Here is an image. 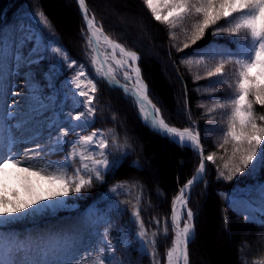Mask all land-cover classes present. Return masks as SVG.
Returning <instances> with one entry per match:
<instances>
[{
    "label": "snow or ice",
    "instance_id": "6c2138e0",
    "mask_svg": "<svg viewBox=\"0 0 264 264\" xmlns=\"http://www.w3.org/2000/svg\"><path fill=\"white\" fill-rule=\"evenodd\" d=\"M77 3L86 25L81 29L84 50L94 76L89 75L85 64H77L76 60L70 59L62 47L51 49L60 58V71L74 70L67 82L75 107L67 113V123L63 126L58 120L52 121L48 144L39 142L42 137H34L32 146L25 147L21 153L14 150V137L0 139V230L22 218L62 207L64 197L91 189L96 182L105 180L109 169L117 167L120 156H114L109 149L115 147L120 153L124 146L114 130L93 128L87 135L77 132L95 122L96 94L99 91L97 80H101L111 87L121 88L126 96L131 95L147 126L181 146H191L199 154L195 173L172 197L171 214L163 219L162 229L161 220L156 217L152 218L157 225L156 230L150 233L145 227L140 207L142 190L134 198V203L132 200L120 202L131 205V221L137 227L138 252L152 257L153 264H159L157 238L160 235L167 238L170 226L171 245L164 254L165 264H190L188 245L194 235V213L188 207L189 191L202 178L206 161L215 163L216 155L210 153L205 157L197 129H181L165 121L161 110L149 98L147 86L141 78L138 54L104 32L86 0H77ZM143 4L155 21L168 27L171 40H176L174 30L181 28L185 34L182 47L175 43L172 45L177 52L196 45L209 31L213 36L225 33L233 37L243 36V39L235 41V51L208 48L200 50L195 60L188 56L181 63L204 65L207 69L205 77H215L216 83H222L231 90L229 97L207 108L208 113L227 110L226 129L218 146L227 151L226 146L231 145V156L223 166L228 169L227 174L218 169V177L232 181L238 174L254 170L258 162L264 166V115L257 117L254 108L256 105L264 106V0H143ZM34 15L40 25L51 32V22L44 12L36 11ZM25 39L21 37L22 41ZM8 47V42L0 37V88H3L5 79L3 64ZM12 49L17 67L39 62L38 50H35L37 59L33 60L20 53L15 41ZM208 63H212L213 67L208 68ZM228 66L232 68L231 77H226ZM56 67L54 63L53 70ZM7 74L12 75V72ZM194 79L201 77L197 75ZM121 80L124 82L121 83ZM205 91L212 95L215 90ZM18 94L12 93L13 96ZM40 106L44 107L43 102ZM52 131H56L55 136ZM70 133L76 134L74 140L68 139ZM65 150L62 160L45 159L52 153ZM135 187V183L117 182L109 188V192L119 194L121 190L127 192ZM251 219V216L245 217L246 221ZM260 224L264 226V212ZM101 225H107L103 231H100ZM109 228V219L99 216L95 220H85L75 229L57 233L56 243L51 242V236L21 240L20 237L4 234L0 236V264H124V260L116 256L117 246ZM90 233L96 240L92 242L94 246L86 248L85 245L90 243ZM81 249H84L83 254ZM253 264H264V260L253 261Z\"/></svg>",
    "mask_w": 264,
    "mask_h": 264
},
{
    "label": "trees",
    "instance_id": "16d2710c",
    "mask_svg": "<svg viewBox=\"0 0 264 264\" xmlns=\"http://www.w3.org/2000/svg\"><path fill=\"white\" fill-rule=\"evenodd\" d=\"M87 1L96 19L113 38L139 54L142 77L169 122L180 128L195 126L200 132L205 156L209 151L216 155L212 143L207 139L205 127L209 125L211 118L222 116V127L218 130V141L222 142L227 110H222L223 114L217 110L210 115L205 114L206 110L198 104L201 99L199 88H203V81L194 79L199 75L201 65H198L199 71L193 74L181 63L187 55L193 54L211 40V32L209 31L196 45L177 52L176 47L172 46L173 40L171 42L169 39L168 27L155 21L140 0H122L123 5L119 0ZM4 9L6 19H26L41 33L45 41H57L70 57L88 65L84 50L85 41L81 33L83 27L75 0H0V16ZM36 11H43L48 17L52 26L51 32L40 25L34 15ZM126 15L133 16L137 26L136 29L131 28L130 33L126 31L128 27L125 30L121 25L127 18ZM1 28L0 19V30ZM138 31L142 36H147L155 44L162 46L160 53L171 69L172 80L165 74L164 65L158 58L147 55L145 45L148 43L137 39ZM181 40L183 39H176L173 43L182 47ZM28 48L29 45L22 49L23 56ZM54 63L56 64L55 56L46 50L38 63L24 64L18 69L22 77L36 78L43 83L45 94L57 93L59 102L63 93L62 84L73 70L60 71L58 67L53 70ZM48 83H51V87ZM205 85L214 88L224 84L205 82ZM97 86L99 91L96 94L97 113L94 124L105 130H114L124 148L120 153L115 147L109 149L114 156H120L117 167L108 170L103 182H96L91 189L82 192L78 203L82 208L95 203L104 210L110 222V236L117 246L116 254L124 260V264H153L152 257L137 251L139 245L134 237L137 227L131 221V205L120 202L132 200L134 203V198L141 194L142 190L140 207L145 227L150 233L156 230L157 225L152 222V218L156 217L161 220L162 229L172 197L178 187L195 172L199 156L143 124L132 101L109 88L104 81L97 80ZM215 91L213 93H217ZM202 92L205 96L208 95V91ZM230 95L231 90L224 85L222 98L225 100ZM205 96L204 100L207 99ZM254 108L257 117L264 115V106L256 105ZM219 152L215 163L207 162L205 179L194 188L188 201L194 213V235L190 244L191 264H243L245 261L247 264H253V261L264 260V226L260 224L262 214L253 211L242 213L235 208L233 201L248 194L253 201H260L261 207H264V202L252 192V187L264 176V166L257 163L251 172L238 174L232 181H227L218 177V169L227 174L228 169L223 166L231 155V145L227 146L226 157L222 151ZM60 154L57 152L51 156ZM124 181L135 183L137 187L130 188L127 192L121 190L119 194L109 192L113 184ZM246 216H251L252 219L246 221ZM34 218L39 219V222L34 221ZM34 218L29 216L13 222L0 230V236L14 235L23 240L29 237L31 228L53 219L51 214L37 215ZM125 238L127 242H123ZM169 239V234L167 238L163 235L157 238L159 264L164 262V250ZM125 244L128 246L125 247Z\"/></svg>",
    "mask_w": 264,
    "mask_h": 264
},
{
    "label": "rangeland",
    "instance_id": "374dc122",
    "mask_svg": "<svg viewBox=\"0 0 264 264\" xmlns=\"http://www.w3.org/2000/svg\"><path fill=\"white\" fill-rule=\"evenodd\" d=\"M140 1L143 3V0H140ZM118 2H120V4L123 5L122 0H119ZM112 13L114 15H117L115 12H112ZM149 13H150V11H149ZM150 15H151V13H150ZM126 16H127V18L123 22H121V25L124 27L125 30L128 27V29L126 31L130 33L132 30L131 28L136 29L137 26L135 23V18L133 16H131V15H126ZM0 19H1L2 25H6V30L3 32V34L0 37H3L8 42V45H9V47L5 53V59H4V64H3V69L5 72L4 84H3V88H0V123H1V125H3V127L8 128L9 136H12L15 138L16 146L14 147V150L22 153L23 149L25 147H31L32 146L31 141L33 140L34 137H37V138L42 137L39 140V142H41L42 144H48L49 143L48 133L51 130L50 125L52 124V121L58 120L60 122V125L63 126L65 123H67V121H66L67 113L72 111L73 108L75 107V105H74V102L72 99V92L70 91V87H69L67 79H66L65 83L62 85V88L64 91L62 93L61 102L59 104H57V106L59 108H56L55 106L51 105L52 108H50L49 113H46L49 109L46 108L47 104L45 103L46 101L44 98L48 97L49 95L45 94V92L43 91V90H45L44 84L41 83L36 78L34 79V78H30V77H26V78L21 77L20 73L18 71H16L17 65H16V61H15V52L12 49V43H13V41H15L16 46L19 49L22 48L23 46L25 47V46L29 45V48H28L27 52L25 53L26 55H24V57H31V59H33V60L37 59V55H36L35 50H38L39 54H41V52H43L45 49H48V51L52 53L51 49L53 47L59 46V47H62L64 50H65V48L55 40H49L47 43H44L41 34L36 29H34L33 27L28 26V25H21L19 23V20L22 18H19L18 20H14V18L6 19L5 9L0 16ZM80 22H81V19H80ZM186 24H187V22H186ZM186 24L184 26H186ZM184 26H181V27H184ZM174 31L176 32V39L181 38V39H183V40H181L183 42L185 39V34L181 31V28H177ZM136 32H137V30H136ZM21 37H26L27 39L22 41ZM136 37L140 41H142V42L146 41L148 43L145 45V47H147V52H146L147 55L156 56L158 58V60L160 61V63L162 65H164L165 74L168 75V77L172 80L173 76H172L171 69L160 53L162 46L160 44H155L153 41L148 39L147 36H142V34H140V32H139V34H136ZM117 41H119V40H117ZM170 41H171V39H170ZM173 42H172V44H173ZM120 43H122V42H120ZM168 46L172 49L169 42H168ZM126 48H128V47H126ZM208 48H214V49L222 50L217 45H211V46L206 47L204 49H208ZM204 49H202V50H204ZM130 50H132V49H130ZM132 51H135V50H132ZM198 52H194L193 54L187 55L186 57L192 56L193 60H195L196 54ZM52 54H54V53H52ZM40 57H41V55H40ZM69 58H70V56H69ZM70 59H74V58L71 57ZM56 60H57V66L59 68L60 58L56 56ZM87 62H88V60H87ZM81 63L82 62H80V63L77 62V64H81ZM87 64L88 65H85L86 71H88L90 76H94V73H93L91 66L89 65V63H87ZM185 67L191 73L196 74L199 66L196 65L195 62H193L192 65H190V66L185 65ZM211 67H213V65L208 66V68H211ZM206 70L207 69L205 68L204 65H201L200 71L198 70L199 75L201 77L200 80L203 81V83H201V85L203 84V88L202 87L199 88V90H200L199 93L201 95V99L198 101V104H199V107H201V105H204V107H201V108L206 110V112H205L206 115H210L212 113H208L207 108H210L213 105V103H215L217 101L224 100V98H222L224 85L214 86V88H209V86L205 85V82L207 84H211V83H214L216 81L215 77H213V78L205 77ZM9 71L12 72V75L7 74ZM231 73H232V68H231V66H228L226 69V77H231ZM72 74H73V72L71 73V75ZM29 81H31L30 84L28 83ZM48 86H49V84H48ZM205 89L217 90V91H215L217 93H212V95H209V92H208V95L205 96V94L202 92V90H205ZM13 92L19 93V94L13 96L12 95ZM203 96H205L207 99L204 100ZM55 98H56V95H53L51 97L52 103H54ZM40 102H43L44 107L40 106ZM217 111H218V113L223 114L222 110H217ZM8 113H11L12 115H8ZM127 113L128 112L126 111V115H128ZM215 115H217V113ZM123 116H125V115H123ZM1 118H2V120H1ZM94 123L90 127L78 129L77 132H79V134H81V135H87L89 132L92 131L93 128L100 129ZM222 123H223L222 116L211 118L209 120V125L205 127V131L207 133V139L209 140L210 143H212L211 146L214 148L216 155L218 154L219 151H222L223 156L226 157V154H228V152L225 151L224 149L219 148V146H218L220 143H222V142L219 143V141H218L219 140L218 130L222 127ZM72 134H75V133H70L68 139L70 138V135H72ZM52 135L55 136L56 131H52ZM75 138H76V134L71 140H74ZM0 139H5L1 132H0ZM210 153L211 152L209 151V154ZM65 154L66 153H64L62 156H58V157L46 156L45 159H51L53 161H59V160L63 159ZM262 189H264V184L259 187V191H261ZM81 194H83V193H81ZM80 198H82V195H80V194H72L70 196L64 197L63 199L65 201V204L62 207H59L55 210H48V211L42 212V213L37 214V215H44L46 213H57L58 211L75 210L76 208H78V199H80ZM170 206H171V203H170ZM188 207H189V205H188ZM169 212H170V207H169ZM168 215H169V213H168ZM168 215H167V217H168ZM31 217H34V216H31ZM95 219H96V216L94 215L92 220H95ZM71 229H75V226H72L71 224L66 223L63 226V228L61 229V231L67 232ZM44 234L39 235V233L36 232L33 234V237L51 236L52 235V233L50 231H48ZM169 236H172L170 226H169ZM160 237H161V235L158 238H160ZM88 239H89L90 243L85 245L86 248L94 246V243H92V242H94L96 240V237L90 233ZM51 241H52V243L57 242L56 234L52 235ZM170 245H171V238L168 240L167 247H170ZM166 248L164 250V254H165ZM83 252H84V249H81V254H83ZM164 264H165V260H164Z\"/></svg>",
    "mask_w": 264,
    "mask_h": 264
},
{
    "label": "bare ground",
    "instance_id": "6f19581e",
    "mask_svg": "<svg viewBox=\"0 0 264 264\" xmlns=\"http://www.w3.org/2000/svg\"><path fill=\"white\" fill-rule=\"evenodd\" d=\"M80 15H81V20H82V22H83V26L86 28V25L84 24V21H83V17H82V14H81V12H80ZM107 34V33H106ZM108 35V34H107ZM123 81V80H122ZM124 82V81H123ZM122 82V83H123ZM138 108H139V106H138ZM162 117L165 119V121L167 122V120H166V117L164 116V115H162ZM168 123V122H167ZM189 147H191V146H189ZM178 207H179V205H178Z\"/></svg>",
    "mask_w": 264,
    "mask_h": 264
},
{
    "label": "water",
    "instance_id": "95a60500",
    "mask_svg": "<svg viewBox=\"0 0 264 264\" xmlns=\"http://www.w3.org/2000/svg\"><path fill=\"white\" fill-rule=\"evenodd\" d=\"M163 135V134H162Z\"/></svg>",
    "mask_w": 264,
    "mask_h": 264
}]
</instances>
